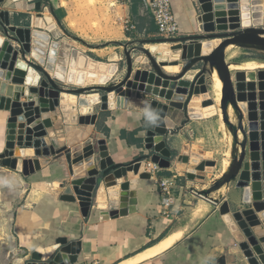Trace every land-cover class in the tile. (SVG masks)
<instances>
[{"label": "water", "instance_id": "1", "mask_svg": "<svg viewBox=\"0 0 264 264\" xmlns=\"http://www.w3.org/2000/svg\"><path fill=\"white\" fill-rule=\"evenodd\" d=\"M198 1L197 21L203 33L126 42L123 44L126 67L122 78L107 84L71 88L64 83L67 80L72 43L59 40L64 33L54 34L56 22L53 16L41 14V0H0V8L8 4L13 9L0 10V110L9 113L5 150L0 157H12V160L15 157L22 158V172L17 176L23 189L29 186L24 180L25 175L49 162L48 156L64 153L72 177L60 185L63 197L79 201L84 216H88L95 205L101 211V218L108 219L137 210L136 184L141 178L152 177L144 169L148 160L161 168H169L177 159V167L186 181L194 182L197 176L213 179L209 188H188L194 205L177 217L160 238L114 264H137L165 253L193 233L217 209L221 214L231 213L244 234L246 240L240 242L239 247L248 263L262 264L264 225L260 219L264 220V88L260 83L264 81V68L246 72V80L255 82L258 90L238 91L230 61L227 60V48L236 45L257 51L260 53L258 60L264 61V26L263 23L255 22V0L247 1V10L252 8L248 25L243 23V0ZM261 2L264 10L263 0ZM32 12L38 14L34 16ZM32 23L35 27L53 33L55 37L50 42L44 64L27 57L29 50L19 36L18 25ZM14 43H18V46ZM149 44L159 45L158 51L152 52L145 46ZM159 57L166 58L167 64L172 66L171 71L159 62ZM135 63H141L136 70ZM215 69L223 81L219 107L225 125L232 134L230 165L218 178H213V171L208 170L217 164L213 153L201 154L194 147L192 149L189 143L179 153L168 145L172 130L190 118L214 114L205 113V110L215 107L209 92ZM193 70L198 71L193 75L190 73ZM186 75L192 78H185ZM65 95L69 96L68 103L74 105L77 122L66 125L68 141L67 146L62 147L50 136L48 125L42 119L45 113H51L52 120L65 119ZM131 98L141 99V107L142 101L151 99L152 106L167 118V124L154 127L144 121L142 126L146 127L145 135L141 141L143 152L130 161L114 162L106 140L97 139L93 132L100 116L95 107L99 106L101 111L125 108ZM241 102L248 104L247 113L241 108ZM230 108L237 122H233ZM35 110L44 126L40 136L33 135L28 129L27 115ZM82 142L90 143L92 148V161L88 164V167H92L90 170L81 166L85 163L81 155L78 158L75 155V147H79ZM29 150L35 155L34 158L26 157ZM242 177L251 183L252 188H255V184L263 188V193L248 205L254 210L256 226L251 224L244 210L232 211L227 200L221 201L223 195L213 196L224 186L229 188L234 183L237 185ZM101 193L105 197V206L99 203ZM12 220L9 217L3 224L2 237L5 239L3 247H0V256L3 257L0 264H13L21 258H24L23 264H75L78 261L80 245L76 241H58L49 249L32 252L20 248L11 228ZM168 239L172 240L169 245L148 255ZM215 264H227V256H220Z\"/></svg>", "mask_w": 264, "mask_h": 264}, {"label": "crops", "instance_id": "2", "mask_svg": "<svg viewBox=\"0 0 264 264\" xmlns=\"http://www.w3.org/2000/svg\"><path fill=\"white\" fill-rule=\"evenodd\" d=\"M41 2L43 3L41 14L53 16L56 29L64 33L59 37V40L72 43L67 80L64 83L67 87L89 86L75 84L68 79L69 72L73 67V60L79 61L74 57L75 51L83 55L88 62L95 61L97 67L102 63L106 64L107 68L117 65V74L108 81L111 82L122 78L125 74V47L123 44L133 40L159 37L146 0H106L110 6L113 21L102 24L98 36L102 42L88 40L79 32V30L85 29L83 27L85 24H82V20L81 23L75 20L72 15L73 11L67 5L70 0H41ZM171 3L179 26L177 36L203 33L199 29L197 21L200 6L198 0H171ZM0 10L13 9L5 4ZM32 13L34 16L38 14L37 12ZM128 24L135 25V29H127ZM18 28H30L32 31L38 30L48 34L45 60L50 42L55 39L53 33L35 27L33 23L19 24ZM14 45L17 47L18 43H14ZM145 46L148 48V45ZM27 57L39 64H44V61H40L31 51L27 53ZM227 60L229 61L228 55ZM139 67L140 65L135 63V70ZM197 71L193 70L190 73L194 75ZM95 72L97 74L95 78H99L102 74H108V72ZM185 78H192V76L186 75ZM140 100L131 98L130 102L132 103L128 107H116L108 111H101L99 106L95 107V111L100 112V116L93 132L97 139L104 138L106 140L114 162L130 161L143 152L141 141L144 138L146 127L142 126L144 119ZM8 116L7 111L0 110V154L5 150ZM214 117L219 122V114ZM211 118L213 117L190 118L185 124L172 130L168 136L169 147L182 153L183 147L189 142V139H195L199 128L207 127L210 122L213 124ZM53 121L55 131L50 136L55 137L56 134H58L57 137L63 136L59 138V146H67V124L61 118ZM203 151L205 152V150ZM26 157L34 158L35 155L29 150ZM11 158L0 157V247H3L5 239L2 237L3 224L7 222V218L12 217L11 228L20 248H27L32 252L43 248L49 249L58 241H76L80 245V251L75 264H114L148 246L160 238L177 217L194 205L188 188L191 186H196L200 190L209 188L210 182L213 180L206 176L204 181L195 180L185 183V179H182L181 176L182 171L177 167V159L169 168H157L154 163L148 160L144 167L145 170L151 167L159 170L158 175L171 176L173 173L178 175V190L171 211L168 214L161 212L160 192L154 178H141L135 189L137 210L126 215L102 219L101 211L97 210L95 205L89 215L84 216L79 201L63 197V189L60 185L72 177L64 153L59 156H48L49 162L41 167H35L33 173L25 175L24 180L29 185L26 189L24 188L25 190L17 176L22 172V158L15 157L13 160ZM149 163L151 165H148ZM215 168L217 170H213V178H218L220 175L217 176V172L220 168L217 166ZM203 182L205 184H202ZM238 188L234 183L227 188V191L213 193V196L223 195L221 201L227 200L232 211L238 210L237 204L240 203V199L243 202L244 193L242 192V198H240ZM246 207L248 205L240 209H247ZM260 221L264 225V220L260 219ZM244 240L246 238L240 228L239 232L234 231L224 214H221L217 209L176 246L157 257L137 264H215L217 258L222 255L227 256V264H249L239 247V243ZM171 241L168 239L165 243ZM161 245L150 251L148 255L166 247ZM148 255H144V257ZM2 258L0 256V259ZM23 261L24 258L17 259L13 264H23ZM261 262L264 264V257L261 258Z\"/></svg>", "mask_w": 264, "mask_h": 264}, {"label": "bare ground", "instance_id": "3", "mask_svg": "<svg viewBox=\"0 0 264 264\" xmlns=\"http://www.w3.org/2000/svg\"><path fill=\"white\" fill-rule=\"evenodd\" d=\"M247 1L248 0H243V3H242V6H243L242 12H243V16H244L243 23L245 25L249 24V12L247 10L248 9ZM255 1L258 2V3L257 2L254 3V5H253L255 17H256L255 22L260 24V23H263V17H264L262 5H261L262 2H261V0H255ZM253 20H254V18H253ZM18 32H19V36L22 39V41L24 42L26 48L29 51L33 52V54L40 61L43 62L45 50H46L48 40H49L48 34L46 32H42V31H38V30L32 31L30 28H19ZM59 32H60L59 30H55L54 34L56 35ZM148 48L151 49L152 52L155 53L158 51L159 45L149 44ZM231 48H242V47L236 46V45H231L227 48V52ZM74 57L76 59H78L79 61L76 62L77 60L76 61L73 60V67L71 68V70L69 72L68 79L70 82H73L75 84L92 85L89 83V78L97 77V74H96V72L94 73V71L103 72V73L108 72V74L100 73V74H102V75H100L102 82L94 83V84H106L108 81L111 80V78L114 75L117 74L116 73L117 72V65H114L112 68L111 67L107 68V65L102 63L99 67H97L95 65V61L92 60V61L88 62V60H85L83 55L77 53L76 51L74 53ZM159 62L163 66H165L167 70H169V71L172 70V66H169L167 64V60L165 57H159ZM109 69H110V71H109ZM249 70H255V69H249ZM249 70H237L235 72L233 80H234L235 86H236L238 91L248 92V91H251L254 89H257V90L259 89V87L256 85L255 82L246 80V72ZM213 84H215L219 89ZM260 86L261 87L263 86V88H264V81L260 83ZM211 87H212V91H213V99L215 101V107H208L205 110V113H208V114L214 113L213 115L219 114V125H220L222 131L224 132L225 136H228V133H227L228 128L225 125V122L223 120L222 110L219 107L220 103H221V98H222L223 81L219 77L218 71L216 69L214 70V73H213ZM67 97H69V96H67V95L64 96V102H63L64 105L63 106H64V112H65V117H64L65 119L63 120V122L66 124H75L77 122L76 117H75L77 112L74 109V107H72L74 105L68 103ZM240 104H241V108L243 109V111L245 113H247L248 104L246 102H241ZM217 107H218V110H217ZM231 111H233L232 108H230V110H229L230 114H231ZM27 118H28V122H29L28 123L29 132L35 136H40L41 134H43L44 126H43L42 122H45L48 125V130H49V133L51 135H52V132L55 131V129H54L55 124H54V121L52 120L51 113L43 114L42 122L39 120L40 118L37 115V110L30 111L27 115ZM59 130H60V127H59ZM229 133L231 134L230 131H229ZM57 136H58V134H56L55 137H53V138H55V140L57 142H60L59 138L63 137V136H59V137H57ZM194 148H195V150H197L201 154H205V152L202 149H200L198 147H194ZM79 154L82 157L81 160L85 161L84 164L81 162L82 163L81 166L84 169L90 170L92 168L91 166L88 167V164H91V161H92V148L90 147V143L82 142L79 147H75V155L77 158L79 157ZM253 156H256V153H253ZM78 163H79V161H78ZM132 170H134V172H136L135 168H133ZM208 170L213 171L214 168L209 167ZM195 180L204 181L205 179L202 176H197ZM237 187L241 188L242 191H244L243 203H245L246 205L251 204L255 198H258L263 193V188H261L259 184H255V188H252L251 183H249L247 181V179H245V177H242L238 180ZM223 190L227 191V187L224 186L222 189H220L216 192H221ZM216 192H214V193H216ZM99 203L101 204V206H105V197H104L103 193H101L99 195ZM246 208L247 209L244 208L245 215L247 216V218L249 219L251 224L256 226L257 218L255 216L254 210L252 208H249V207H246ZM224 217L226 218L229 225L234 229V231L239 232V227H238L236 221L234 220L232 214L231 213L224 214ZM168 244H169V242H166L161 246H167Z\"/></svg>", "mask_w": 264, "mask_h": 264}, {"label": "rangeland", "instance_id": "4", "mask_svg": "<svg viewBox=\"0 0 264 264\" xmlns=\"http://www.w3.org/2000/svg\"><path fill=\"white\" fill-rule=\"evenodd\" d=\"M67 5L70 6L71 11H73L72 15H74L75 20L79 23H81L82 20V24H85V26H83L85 29H81L79 30V32H81L82 35L87 37L88 40L95 42H102L100 39H98V36L101 32L100 28L102 27V24L104 22L111 23L113 21L110 12L111 9H109L110 6L107 4L106 0H70V2ZM248 12L249 14H251L252 8ZM263 16H264V10H263ZM263 26H264V17H263ZM227 55L230 61V70L233 73V79H234V74L237 70H249V69L258 70L264 68V61L258 60L260 53L257 51L244 49V48H240V49L231 48L229 49ZM137 64L141 66V63H137ZM100 82H102L101 76L99 78H89L90 84L100 83ZM211 91H212V87L209 86V92ZM211 95L213 96V91ZM215 115L210 116L213 117L211 118L213 124H211L210 122L207 127L199 128L198 134L195 137V139L194 138L189 139L188 143L190 144V147L192 149L193 147H201L200 149L205 150V154L207 152L213 153V157L217 162L216 166L217 168H220L219 170L220 172L219 171L217 172V176H219L223 174L230 165L231 155H232V151H231L232 134L229 133V130H227L228 136H225L224 132L222 133L220 129L221 127H219L220 126L219 122L216 121V117H214ZM230 115L233 122H237L236 120H234L235 117L233 111H231ZM210 117H205V118H210ZM245 123L247 124L248 121L245 120ZM214 170L216 171L217 169L215 168ZM242 192H243L242 189L238 188V194H239L238 196H240V198H242ZM237 205L239 207L238 210L246 206V204H244L241 201V199H240V203H238Z\"/></svg>", "mask_w": 264, "mask_h": 264}, {"label": "built area", "instance_id": "5", "mask_svg": "<svg viewBox=\"0 0 264 264\" xmlns=\"http://www.w3.org/2000/svg\"><path fill=\"white\" fill-rule=\"evenodd\" d=\"M147 8L156 24L159 37H175L179 34V26L173 11L171 0H146ZM127 29L134 30L135 25L128 24ZM148 165H151L149 163ZM157 168L158 165L154 164ZM148 169V167H147ZM152 174L160 192L162 213L168 214L175 203L178 190V175H158V169L146 170Z\"/></svg>", "mask_w": 264, "mask_h": 264}, {"label": "clouds", "instance_id": "6", "mask_svg": "<svg viewBox=\"0 0 264 264\" xmlns=\"http://www.w3.org/2000/svg\"><path fill=\"white\" fill-rule=\"evenodd\" d=\"M128 103L131 105L132 102ZM141 112L144 121L150 126L159 127L167 124V118L152 106L151 99L142 101Z\"/></svg>", "mask_w": 264, "mask_h": 264}]
</instances>
